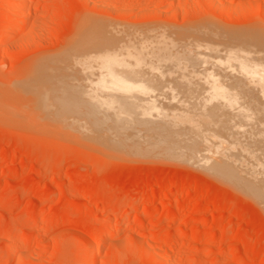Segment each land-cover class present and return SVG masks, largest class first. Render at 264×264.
I'll list each match as a JSON object with an SVG mask.
<instances>
[{
  "label": "rangeland",
  "instance_id": "obj_1",
  "mask_svg": "<svg viewBox=\"0 0 264 264\" xmlns=\"http://www.w3.org/2000/svg\"><path fill=\"white\" fill-rule=\"evenodd\" d=\"M8 2L10 0H0V264H86L91 248L98 242L101 247L94 264H264V208L257 200L242 195L194 166L152 156L145 158L147 162L140 157L136 160L132 149H127V153L125 149L122 151L128 154V160L122 157L121 150L111 151L115 157L121 153L118 159L108 157L109 154L106 156L107 153H99L101 150L84 144L80 135L86 134L84 129L83 132L77 130L81 137L77 134L74 138L76 130L71 131V125H65L66 120L71 123V117L62 113L63 102L75 101L74 98L83 100L82 96H86L87 100L92 95V101L96 98L135 99L137 96L122 95L129 91L109 87V82L105 83L108 88L99 84L101 87L96 89L95 81L88 83L94 86L89 88H94L95 93L90 89L89 93L94 94L88 97L87 91L86 95H82L84 91H81L83 93L79 97L78 88L85 80L82 79L84 83L78 87L75 82L79 80L75 81L76 87H72L74 71L64 69L62 63V67L57 68L60 65L55 63L74 50H83L77 47L83 38L77 35V31L84 23L89 25L97 21L111 27L123 26L124 29L152 28L154 25L153 28H159V31L162 27L164 32L172 30L173 34L175 30H182L181 33L176 31L174 36L153 37L154 41H158L156 46H161L163 50L171 47L164 45L163 40L167 39L164 41L167 44L173 37L183 38L177 36L178 33L193 39V35L199 39L203 35L202 43L215 39L214 42L219 40V44L223 39L221 45L230 41L235 43V48L246 45L245 48L263 50L264 0H26L23 27L16 36L7 39L4 32L14 24L13 11ZM203 27L209 30L202 32ZM188 36L181 41L186 43ZM120 37L117 36L119 40L113 39L120 47L127 45L124 42L129 37ZM135 37L127 43L139 42L141 36L136 40ZM148 37L145 40L141 37V42L151 43ZM110 38L107 40L111 41ZM73 41L77 49H71ZM101 41L102 44L106 42ZM182 42L181 45L184 44ZM150 43L143 44V47L141 44V49H148ZM188 43L191 44V41ZM188 43L185 50L195 47L192 44L193 47L189 48ZM202 43L198 44L203 46L201 51L206 48ZM177 44L174 46L171 43L174 47L180 43ZM212 44L207 45L213 46L209 50H216L220 45L214 43L217 45L214 48ZM153 48L150 47L148 52H155ZM183 49H179L180 53L185 52ZM179 50L175 53L179 54ZM169 51H172L171 48ZM179 55L187 59L185 53V57ZM40 60L47 62L44 70L35 66L41 63ZM173 72L174 76H169L178 74ZM59 75L67 79L60 80ZM57 81H63L65 86ZM190 82L186 85H191ZM179 84L183 82L177 84L181 86L179 89L184 86L189 89ZM172 85L170 98L174 91L178 94L184 92L175 90L177 87ZM83 86L89 91L87 82ZM193 86L189 87L195 90L199 87ZM65 87L78 91L74 94V90L62 89ZM157 87L152 86L154 91ZM170 87L162 89L168 91ZM204 89L199 88L200 91L196 92ZM238 89L240 92L248 90ZM159 90L155 97L151 95L153 99L169 98H166L167 94L159 96L161 91L164 92ZM191 90L188 93L193 94ZM67 92L75 96L71 97ZM259 93H252L255 97L251 98L257 101L262 94ZM188 97L194 96L180 99ZM196 97L203 99L198 95ZM140 98L150 97L140 95ZM62 114L67 117L61 120ZM255 126L258 130L259 127ZM128 150L135 160L133 157L130 160ZM118 227L126 230L118 236L109 234ZM104 236L107 237L104 239Z\"/></svg>",
  "mask_w": 264,
  "mask_h": 264
},
{
  "label": "bare ground",
  "instance_id": "obj_2",
  "mask_svg": "<svg viewBox=\"0 0 264 264\" xmlns=\"http://www.w3.org/2000/svg\"><path fill=\"white\" fill-rule=\"evenodd\" d=\"M9 4L12 10L10 8L9 9L13 11L12 12L13 17L11 15L13 19L12 18L11 19L14 21V24L12 22L13 25L9 26L10 28L8 27L7 31L5 30L6 31L4 32L5 34L3 33L7 39L11 36L12 37L16 36L17 35L16 33L17 32L19 33V31L22 29L21 26L24 17L23 14L25 12L24 10L26 9L25 6L27 2L26 0H15V1L10 0ZM97 22L98 23L91 22V24L89 25H87L88 22L86 23V25L84 23L82 25L83 27L82 26L80 27L81 30L77 29L78 30L77 35L83 38L82 39L80 38L82 40L81 41L82 43L79 44L80 47L79 45H77V43L80 42L79 41L80 39H78L76 45L78 48L83 50L79 51V49L74 47L73 44L76 41V37H75V41H73L71 49H73L74 47L78 51L74 50V52H70V54L67 53L69 55H66V57H62V60H59L58 58V61L56 60L55 63H59L60 67L57 68H61L62 64H64L63 66L64 69L66 68L71 72L74 71L73 73L75 74V76L74 75L73 77L71 76L72 77L71 82H73V85H71L72 87L80 86L82 83H84L83 80H85L84 83L85 86H86V82L88 86L90 85L88 83L97 81L99 83L96 82L95 84L96 89L97 86L98 88H100L101 87L100 85H102L103 87L108 84L109 87H115L129 91L122 95H127L132 97L139 96V99H136L137 97L135 99L133 98L132 99L131 98L97 99L96 98V100L94 99L92 101L91 98H94V95H92L91 97H89L88 95L95 93V91H93L94 88H89L91 86L94 87L93 85L87 87L89 91L85 90L86 87L83 86L84 84L81 85L83 86L82 89L81 86L80 88H78L79 91L77 88H75L77 90H74V88H72L71 90V87L62 88L64 90L68 88L69 90H71L70 92H73L74 90L75 92L74 94H76V92L78 91L79 93L77 95H79V97H81L82 95H86L87 93H85V91L88 92L87 96L89 98L87 100L84 98L86 96H82L83 100L82 99L76 100L74 98L75 101H72L70 99V101H65L62 103L63 106L62 113L67 114L71 117L69 119L71 123H68V120H66L65 125L68 126L71 125L70 126L71 129L69 130L71 131L76 130L74 132H77L75 134L74 132L72 133L74 134V138L75 135L78 136L80 134L77 130L82 131L84 129L86 134H84L83 136L82 135L83 133H81L80 135L82 137L79 135V137L82 138L84 144H86L88 147L92 149L101 150L98 151L99 153L100 152L103 154L107 153L105 154L106 156H108L109 154L108 157L112 156L114 158L117 157L116 159H118L119 157H121V153H119V157L118 155H116L115 157V155H112L114 151L121 150L120 152H122L125 149L124 152H126L127 149L129 150L132 149L131 152H133L134 156H136L135 157L136 160H139L137 158L140 157V158H144V160L147 162L146 159L147 158L150 159L149 157L152 156L153 158L155 157L163 160L166 159L171 162L194 166L196 168H199L200 170H202L203 172H205L215 180L237 190L242 195L257 200L259 204L264 208V102H263L264 101V49L263 50L262 48L259 50L258 48H256L257 50L253 48L250 49V48H245L246 45H244V47L241 48H239L240 46H237L236 47L237 50H236L234 46L235 43H232L230 41L229 42L227 41V43H224L226 41H223V43L226 46L224 44L221 45L223 39L220 40L219 43L220 45L218 44L219 40L217 42H214L216 41L215 39L214 40L210 39L212 40L210 41V43L207 42V40H205L206 41L205 43H202L204 42V37H202L203 35L200 36V39L199 37L197 38L195 37V35H193L195 40L193 39V37L191 38L193 39L194 43L196 40L199 39L198 41L199 43L197 42L194 44L192 39L188 35L186 34L179 35V33H181L182 30L181 31L175 30L174 31L175 33L176 31L179 32L177 36H183V38L184 36H188L186 39L188 41L186 43H188L189 40L191 41V44L188 43V46L190 45L189 48H192L193 46H195L196 48L193 47L194 49L192 48L189 50H185L187 48V44L181 41L183 38H181V40L180 38L179 39L177 38L178 39L177 40L173 37L171 41L170 39L168 40L172 44H174V46L179 42L180 43L179 46L176 47L171 45L170 42L168 43V41L167 44H165L166 42L164 41H166L167 39L163 40L165 38H161L163 42L161 40L160 41L164 45H167L169 47L171 46L170 48L172 51H169L170 48L163 50L161 49V46L160 47L158 46L160 48L158 49V47L156 46L157 44H155L158 43V41L156 39L154 41L153 37L174 36L175 33L174 34L171 33L172 30L171 32L168 30L167 32H164L161 27L159 31V28L157 29L153 28L154 25L152 26V28H147V26L146 28H144L143 26H141L139 27V29L138 28L124 29L125 27L123 28V26L122 28H117L116 26L111 27V25L109 26V24H106L105 22L103 23V21L102 22L97 21ZM206 30L209 29H205V27H203L202 32H206ZM210 33L213 32L210 31ZM216 33L222 35L221 34L222 32L217 31ZM208 35L205 34V36ZM103 36L104 37L106 36L108 39L111 37L112 40H114L113 37L117 39V36L118 37L121 36L120 39L123 36L124 38L122 39H125V37H129V38L128 41H126L127 39H125V42L123 41L127 45L122 44L120 47V45L117 43L118 42L117 40H119V38L114 41H112L110 38L111 41H108L107 38L105 37L106 39L105 40ZM130 36H132V38L133 36L136 37L141 36L143 39L146 37L149 38L148 36H150V39L148 40H151V43H153L152 42L153 39L154 43L151 44L150 41L148 40H147L148 42L146 41L144 42L150 43V45L148 44L149 45L148 49L150 47L152 48L156 47L157 49L156 50H154V48L153 50L151 49L152 51L155 52H150V53L148 52L147 47L141 49V44L142 47L143 44H145L141 42L142 41L141 37L140 38L138 37L139 39L137 38L141 43L136 42L137 41L136 37H135L136 41L134 42L132 41V45L135 46L134 48L132 45L127 43L130 42V39H132ZM190 36L192 35L190 34ZM94 38L97 39L103 38L101 40H104V42L105 41L106 42L105 43L103 42L104 44H102L101 40L98 41L99 39L96 40ZM206 38L208 39V37ZM160 41L158 45L161 44ZM181 42L182 44L183 43L184 44L181 45ZM136 43L137 45L139 43L140 46L139 45H138L139 47L136 46ZM200 43H202V45L205 44L206 46V48L205 47L203 48L204 52L201 51L203 46H198V44ZM214 43L215 44L217 43V45H219L218 49L215 48V46L217 47V45H214ZM185 44L186 47L184 46ZM192 44L193 46L191 47ZM206 44L208 46L209 44L214 45V48L217 50V52H215L216 50H212V49L209 50V48L213 46L208 47ZM164 45L162 46L166 48L167 46L165 47ZM228 45L230 47V50ZM144 46H146V44ZM223 46H225L226 48ZM136 47L138 48L136 49ZM172 48H174V50H176L177 48V50L174 51ZM223 48H225V50ZM179 49H183V51H185L184 53L187 59L183 58L184 59L183 60L180 57L181 55L179 54H182V56H184V53L183 52L180 53L181 50ZM233 49L235 52L234 51L231 52ZM178 50H179V54H176L175 52L178 53ZM142 57L144 60L141 59ZM146 58H149V60H146ZM155 59L157 60L159 59V60L157 61ZM186 60L189 61L186 62ZM163 61L166 63L163 64ZM203 62L207 67L202 65ZM46 63L41 61V63L39 62V64L36 63L35 66L37 69L41 70L44 67H46L45 66ZM56 65L57 64L54 65V69ZM202 67L203 68L206 67L207 70L206 68L203 69ZM48 69L50 70L49 67ZM201 69H203V71ZM58 70L59 69H57V72H59ZM165 71H167V73L169 72L168 73L169 75L174 76L175 74L174 72H177L178 74L177 73L176 74L177 75L180 74L181 76L179 75L180 76L179 77L175 75V77L172 76L173 77L172 78L169 75L167 76ZM171 71L172 72L174 71L173 72L174 74H171L172 73ZM58 77L59 79L61 78L60 80H62L63 78L67 79L66 76L60 77L59 75ZM77 80H79L77 82L78 84L75 82ZM57 82L58 83L61 82L59 83L61 85L63 81H57ZM175 82L177 84L179 82H183V84H179L182 86L186 85V82L187 85L190 82L191 85L189 86H193L192 83H198L196 85L194 84L193 87L197 88L199 86L197 88L198 91H200L199 88L201 89L206 88V89H204L205 91L201 90L204 93L196 92L197 90H195V88H191L186 85L189 88L188 90L187 88H185V86L182 87L185 88V90H187L186 93L184 89L183 90L182 88L179 89L181 86L179 87L177 84L176 86ZM105 83L107 84L105 85ZM156 84L164 85V87H162L161 85L158 86ZM172 84H174V86L177 87L175 90L178 89L184 91L185 93L179 92L178 94L174 91L173 93L174 96L172 95L170 98L168 95H171L173 92V89L170 87ZM68 85H70V83ZM154 85L155 87L158 86L163 91L164 89H166V87L168 89L169 86L170 87L169 90L168 91L165 90L166 93L165 91L162 93V91L159 90V88L157 87V89L161 91L160 92L161 94H158L159 96L162 95L164 97L167 94L166 98L167 97L169 98L158 99L156 97L157 99H153L151 95L155 97V94L159 93L157 92L156 88L155 91L153 90L152 86L154 87ZM108 86L106 87L108 88ZM150 86L152 89L150 88ZM238 88L241 89L248 88L249 91L247 89H244L246 90V92H242V90L240 92V89ZM90 89L94 93H89L91 91ZM171 89L172 92L169 93ZM190 89H192L191 90L192 92L194 91L193 94L188 93L190 92ZM81 91H84V94L80 95L81 93H83ZM258 91L262 93L260 95L261 98L259 97L261 101L259 98L257 99V101L251 98L253 97L252 93L254 92L257 93ZM195 92L196 94H194ZM69 95H71V93ZM73 95H71V97ZM140 95L141 96L145 95V97L149 96L151 99L150 98L141 99ZM177 95H180L177 99L173 98L175 96L177 97ZM188 95L190 97L191 95L194 97L195 95H198L203 99H200L198 97L196 98L192 97L190 99L189 97L188 99L187 98L180 99V97H185V96L187 97ZM204 95L205 96L209 95V97H204ZM96 96L97 94H95V97ZM237 97L240 98L238 99ZM255 110L258 112V114ZM255 112L258 115V117L256 116V114H254ZM64 114H62V117H60L61 120L65 116ZM253 116L257 118L254 119ZM255 122L257 123L255 124ZM254 125H257V127H259L258 128L259 131L257 130L256 126L254 127ZM253 130H255V133L253 132ZM66 133L67 132H65V134ZM256 133L258 134L257 137H255ZM106 151H108L109 153ZM131 152H129V155ZM123 154L125 155V153ZM123 154L122 157L123 158L125 157L127 159L128 154H126L127 156L126 155L124 156ZM131 155H130V160L132 159V157L133 160H135L134 156ZM123 230L126 229H124L123 227H118L110 231L109 234L112 236L115 235L118 236V234H121ZM107 236H104V239ZM98 243L97 245L91 248L89 258L88 261H86V264L95 263L101 247V243L100 244Z\"/></svg>",
  "mask_w": 264,
  "mask_h": 264
}]
</instances>
